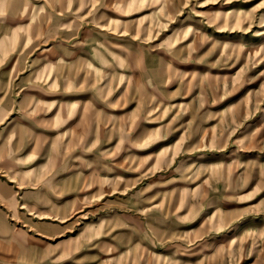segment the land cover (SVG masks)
Returning a JSON list of instances; mask_svg holds the SVG:
<instances>
[{
	"label": "rangeland",
	"instance_id": "rangeland-1",
	"mask_svg": "<svg viewBox=\"0 0 264 264\" xmlns=\"http://www.w3.org/2000/svg\"><path fill=\"white\" fill-rule=\"evenodd\" d=\"M0 264H264V0H0Z\"/></svg>",
	"mask_w": 264,
	"mask_h": 264
}]
</instances>
